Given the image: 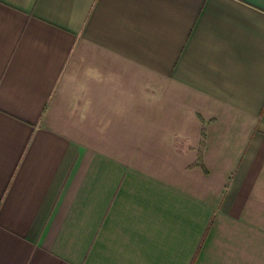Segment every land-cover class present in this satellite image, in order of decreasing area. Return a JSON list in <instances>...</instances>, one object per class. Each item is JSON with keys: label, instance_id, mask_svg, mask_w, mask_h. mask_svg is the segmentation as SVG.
I'll list each match as a JSON object with an SVG mask.
<instances>
[{"label": "crops", "instance_id": "1", "mask_svg": "<svg viewBox=\"0 0 264 264\" xmlns=\"http://www.w3.org/2000/svg\"><path fill=\"white\" fill-rule=\"evenodd\" d=\"M0 264H264V0H0Z\"/></svg>", "mask_w": 264, "mask_h": 264}]
</instances>
